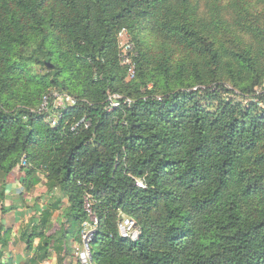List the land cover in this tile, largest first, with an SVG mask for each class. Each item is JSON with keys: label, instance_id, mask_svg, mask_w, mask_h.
Returning a JSON list of instances; mask_svg holds the SVG:
<instances>
[{"label": "trees", "instance_id": "16d2710c", "mask_svg": "<svg viewBox=\"0 0 264 264\" xmlns=\"http://www.w3.org/2000/svg\"><path fill=\"white\" fill-rule=\"evenodd\" d=\"M262 2L250 16L242 0H0V205L22 161L28 187L40 174L59 193L20 228L22 264H66L86 202L90 264H264ZM122 31L136 50L128 82ZM54 91L74 103L55 107ZM121 216L136 242L119 236ZM10 234L0 226V264Z\"/></svg>", "mask_w": 264, "mask_h": 264}, {"label": "rangeland", "instance_id": "374dc122", "mask_svg": "<svg viewBox=\"0 0 264 264\" xmlns=\"http://www.w3.org/2000/svg\"><path fill=\"white\" fill-rule=\"evenodd\" d=\"M211 3L217 5L219 8H223L228 4H233L236 0H210ZM264 0H242V6L241 9L243 13H246L250 16L257 15L263 11V2ZM208 8L205 7V4L200 5V12L202 14L208 13ZM224 18H227V16H224ZM249 22H254L252 19H248ZM146 42V46L149 48H154L157 43L151 38V35H143ZM239 37L244 41V43H248L249 37L244 34H240ZM118 42L124 43V42H130L133 45L134 48V54L136 53L134 44L130 41L129 35L124 32L121 37H118ZM228 46H230L229 40H228ZM125 67V66H124ZM127 76L125 77V82H128L129 80L133 79L134 72L133 68L131 66L127 67ZM262 92H264V84L263 88L261 89ZM258 93H260V90H257ZM57 94H61L58 91ZM62 95V94H61ZM57 104H61V101L58 100ZM62 106V104H61ZM260 107L264 108V105H260ZM48 120L45 119V122ZM51 122V119H50ZM29 166L27 164L25 166L20 165V169H16V173L14 177H11L10 180H8V184L6 183V186H8V196H6L4 204L0 205V226H3L5 229H11L10 234V241L8 243V248H3V256H4V263L7 260H12V264H22L29 255L26 254L23 250V243L20 241L19 237V230L20 228H26V225H28V222L31 221L32 218H36L35 210L41 211L46 204H48V200L50 196L59 197L58 191H54L52 194L47 195L46 189L43 187L44 184V178L40 174H34L28 178L29 187L27 186L28 182H26V176L25 171L27 170ZM11 183V184H10ZM5 186V189H6ZM11 186V187H10ZM28 187V188H27ZM6 192V190H5ZM8 197V198H7ZM62 198V197H61ZM62 205L66 204V198H62ZM9 207L14 208L13 210L9 212H4V210L8 209ZM3 208V209H2ZM59 213H55L53 216V230L59 229V224L61 217H59ZM16 218V220H15ZM36 220V219H35ZM35 220H32L34 222ZM85 229L82 232V236H87V234H90L89 232L95 230V227L92 225H84ZM81 236V239H82ZM89 236V235H88ZM87 236V237H88ZM17 244V245H16ZM71 251L66 259V264H90L89 262H84L82 260V254L89 253V249L86 248L85 244L81 242L80 244L71 242ZM53 261V259L51 260ZM51 261L46 262L44 264H51Z\"/></svg>", "mask_w": 264, "mask_h": 264}, {"label": "built area", "instance_id": "2783aa9c", "mask_svg": "<svg viewBox=\"0 0 264 264\" xmlns=\"http://www.w3.org/2000/svg\"><path fill=\"white\" fill-rule=\"evenodd\" d=\"M123 33L124 32L122 31L118 35V37H121ZM134 56H136V53L134 54V48L130 42H124L121 44L119 43V55H118V57H119L120 64L122 66H126V67L131 66L132 67V59ZM53 96L55 98L54 99L55 100V103H54L55 107H60L61 104L63 106L64 103H66V104H73L74 103V101L68 96L59 95L57 93H54ZM119 99L120 98L117 95H113V96L109 97L107 100L109 102V106L107 108V111H111L112 109L117 108L119 105V102H118ZM58 100L61 101V104H57ZM127 102H129V101L127 100ZM46 106H47V100L45 99L42 103L41 109L45 110ZM61 118H62L61 114L56 113V115L51 119V122H50L51 126H55L57 121ZM82 122L83 121H81L80 123H82ZM21 165L25 166L26 163L24 161H22ZM85 210L88 213V215L90 216V223H87V224L92 225L96 228L98 225L97 219L92 215L91 210H90V205L87 202L85 204ZM87 224H84V225H87ZM83 226H82V232L85 229ZM117 228H118L119 236L121 238L129 240L131 242H136L139 239L140 234H141V229L137 225V223L133 219H130V218H127L124 216L120 217ZM82 232H81V236H82ZM89 233L90 234H87V236L89 235L88 237L84 236L85 235L84 234L82 236V239H81V242H83L85 244L86 248H88V249H89V242L92 239L94 230L89 232ZM89 259H90V251L87 254H85V253L82 254V260H84V262H86V261L89 262Z\"/></svg>", "mask_w": 264, "mask_h": 264}, {"label": "crops", "instance_id": "0c3cea01", "mask_svg": "<svg viewBox=\"0 0 264 264\" xmlns=\"http://www.w3.org/2000/svg\"><path fill=\"white\" fill-rule=\"evenodd\" d=\"M15 173H16V170H14L12 173H10V174L8 175V177H7V182H6L7 184H8V180H10L11 177H14V176H15ZM10 184H11V183H10ZM8 185H9V184H8ZM10 187H11V186H10ZM8 189H9L8 186H6V189H5V190H6V196H8V192H9ZM7 198H8V197H7ZM15 220H16V218H15ZM16 245H17V244H16ZM23 245H24V244H23ZM23 250H24V246H23Z\"/></svg>", "mask_w": 264, "mask_h": 264}, {"label": "water", "instance_id": "95a60500", "mask_svg": "<svg viewBox=\"0 0 264 264\" xmlns=\"http://www.w3.org/2000/svg\"><path fill=\"white\" fill-rule=\"evenodd\" d=\"M50 67V66H49Z\"/></svg>", "mask_w": 264, "mask_h": 264}]
</instances>
